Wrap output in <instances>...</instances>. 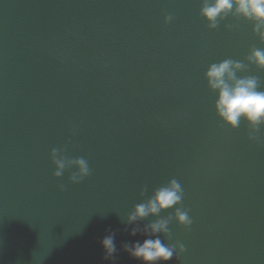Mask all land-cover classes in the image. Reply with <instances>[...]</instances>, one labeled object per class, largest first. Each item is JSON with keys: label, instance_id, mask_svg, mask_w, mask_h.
Instances as JSON below:
<instances>
[{"label": "water", "instance_id": "obj_1", "mask_svg": "<svg viewBox=\"0 0 264 264\" xmlns=\"http://www.w3.org/2000/svg\"><path fill=\"white\" fill-rule=\"evenodd\" d=\"M201 2L0 0V264H143L124 244L175 207L193 223L157 235L185 251L157 264H264V125L226 124L204 76L230 58L264 91V42L234 11L209 29ZM52 148L90 174L53 176ZM172 178L181 203L128 224Z\"/></svg>", "mask_w": 264, "mask_h": 264}, {"label": "clouds", "instance_id": "obj_2", "mask_svg": "<svg viewBox=\"0 0 264 264\" xmlns=\"http://www.w3.org/2000/svg\"><path fill=\"white\" fill-rule=\"evenodd\" d=\"M233 11L245 19L255 21L253 32L259 36L261 42H264V0H202L199 14L208 22L209 29H215L219 19ZM164 20L167 23L172 20V16L166 15ZM247 59L250 63L264 69V48H253ZM245 67L246 65L240 61L224 59L218 63L209 64L204 76L208 87L217 93L214 104L216 114L232 128L238 127L243 119L252 129L248 139L257 140L256 133L259 127L264 125V91L258 90L257 76L238 77L236 75L238 70ZM62 153L63 149H51L50 156L55 165L53 176L61 177L65 169L72 166L76 168V171L69 176L72 183H79L90 174L85 158L72 159ZM59 187L63 190L64 186ZM183 196L181 184L172 178L166 185L157 188L146 202L135 205L134 210L127 217V223L134 224L138 219L146 218L149 214L157 215L161 210L174 208L181 203ZM172 218L186 229L193 223L188 209L175 207L172 216L158 219L145 226L146 238L143 241L125 243L124 250L133 259L140 260L143 264L166 262L173 259L174 255L178 260L180 254L185 251V246L180 242L165 244L157 235L164 233L171 238L168 224ZM137 231L138 229L133 227L131 234L136 235ZM100 243L104 249V258H112L117 251L113 234L105 236Z\"/></svg>", "mask_w": 264, "mask_h": 264}]
</instances>
